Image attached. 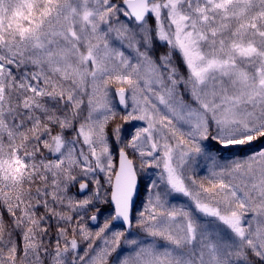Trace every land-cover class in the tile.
Here are the masks:
<instances>
[{"label": "snow or ice", "instance_id": "1", "mask_svg": "<svg viewBox=\"0 0 264 264\" xmlns=\"http://www.w3.org/2000/svg\"><path fill=\"white\" fill-rule=\"evenodd\" d=\"M0 264H264V0H0Z\"/></svg>", "mask_w": 264, "mask_h": 264}, {"label": "rangeland", "instance_id": "2", "mask_svg": "<svg viewBox=\"0 0 264 264\" xmlns=\"http://www.w3.org/2000/svg\"><path fill=\"white\" fill-rule=\"evenodd\" d=\"M158 51H163V49L160 48V49H158ZM142 126H144V124H143L142 121H132L130 123L123 124V129H124L125 136H130L131 134L134 133L135 128L142 127ZM177 202L180 203V202H182V200L181 201H177ZM139 206L140 205H139V202H138L137 207L139 208ZM102 210H106V208L105 209H102Z\"/></svg>", "mask_w": 264, "mask_h": 264}]
</instances>
